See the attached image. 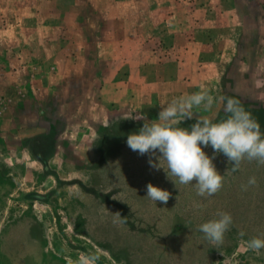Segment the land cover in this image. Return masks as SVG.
Wrapping results in <instances>:
<instances>
[{
	"label": "rangeland",
	"instance_id": "obj_1",
	"mask_svg": "<svg viewBox=\"0 0 264 264\" xmlns=\"http://www.w3.org/2000/svg\"><path fill=\"white\" fill-rule=\"evenodd\" d=\"M210 21L226 30L210 33ZM196 25L207 29L196 39L220 46L217 72L201 84L165 79L180 59L166 31ZM202 89L214 104L197 115L224 120L221 97L235 98L264 132V0H0V264L81 254L97 264H264V249L247 248L264 238V166L226 173L227 158L205 147L224 174L205 199L126 144L143 127L135 116L158 119L161 105ZM149 182L171 193L167 204L146 197ZM218 211L233 224L213 246L198 227Z\"/></svg>",
	"mask_w": 264,
	"mask_h": 264
},
{
	"label": "clouds",
	"instance_id": "obj_2",
	"mask_svg": "<svg viewBox=\"0 0 264 264\" xmlns=\"http://www.w3.org/2000/svg\"><path fill=\"white\" fill-rule=\"evenodd\" d=\"M221 99L226 100L223 110L229 115L219 122L193 111L194 108L209 111L213 107L214 97L203 89L173 99L166 106L161 105L158 119L149 121L146 116L137 115L133 119L143 120V127L138 133L129 134L126 144L140 156L147 155L150 169L156 172L163 170L166 179L176 187L177 184H194L198 196L205 199L212 197L223 188L224 174L218 172L213 163L215 156L210 157L204 151L205 147H211L214 154L222 153L227 158L231 167L226 173L237 172L245 161L264 166V132L261 125L238 99ZM194 117L196 123L191 125L190 130L180 126L183 121ZM256 185L257 178L253 176L241 188L247 191ZM146 193L150 200L163 204H167L171 196L169 191L151 182L146 185ZM195 206L202 207L199 204ZM216 216L218 218L200 224L198 230L206 241L220 246L233 224V217L223 211H218ZM240 235L245 233L240 232ZM247 248L260 255L261 249H264V238H251L247 241ZM98 259L95 254H81L74 264H97Z\"/></svg>",
	"mask_w": 264,
	"mask_h": 264
},
{
	"label": "crops",
	"instance_id": "obj_3",
	"mask_svg": "<svg viewBox=\"0 0 264 264\" xmlns=\"http://www.w3.org/2000/svg\"><path fill=\"white\" fill-rule=\"evenodd\" d=\"M213 11H208L207 18L214 19V15L211 16ZM225 15V14H224ZM227 17V15H225ZM223 23V22H222ZM208 29H210V33H220L226 30V27L215 25L212 21L208 24ZM207 29L204 26H193L187 28H178L173 32L166 31L169 34L167 37L168 45H172L170 47L175 48V50L179 53L177 55L180 58L178 61L174 62V70L167 75L165 79L167 80H176V79H185L186 83L192 85L193 83L199 82L200 84L207 79L213 77L217 70L212 74V68L219 67L216 61H219L221 58V53L215 50H221L219 44H213L215 40H209L206 38L204 42L196 39L194 34L202 35L206 32ZM165 33V32H163ZM177 33V34H176ZM192 33V34H191ZM184 39V40H183ZM177 42V43H176ZM211 43L210 45L208 43ZM179 47V48H178ZM220 69H218L219 72ZM144 71L138 72V75ZM117 72L113 75H110V83L111 86H108L111 90V97L114 98V102H118L119 93L115 91V87L118 86V77ZM106 76L105 78H107ZM134 79V76L128 75L127 82L124 88L126 91L132 87L131 80ZM146 79L143 77L141 80L144 82ZM104 79L101 80L103 82ZM114 81V82H113ZM100 82V83H101ZM113 83V84H112ZM97 85V84H96ZM99 85H97L98 89ZM116 105V104H115Z\"/></svg>",
	"mask_w": 264,
	"mask_h": 264
}]
</instances>
